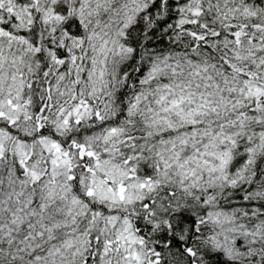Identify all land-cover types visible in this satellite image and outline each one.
I'll return each instance as SVG.
<instances>
[{
  "label": "snow or ice",
  "instance_id": "snow-or-ice-1",
  "mask_svg": "<svg viewBox=\"0 0 264 264\" xmlns=\"http://www.w3.org/2000/svg\"><path fill=\"white\" fill-rule=\"evenodd\" d=\"M0 264H264V0H0Z\"/></svg>",
  "mask_w": 264,
  "mask_h": 264
}]
</instances>
